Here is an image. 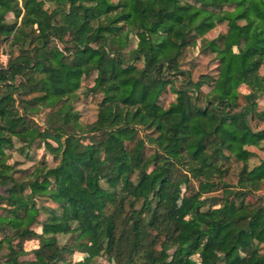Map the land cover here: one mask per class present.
<instances>
[{
  "label": "trees",
  "instance_id": "1",
  "mask_svg": "<svg viewBox=\"0 0 264 264\" xmlns=\"http://www.w3.org/2000/svg\"><path fill=\"white\" fill-rule=\"evenodd\" d=\"M1 54L0 264H264V0H0Z\"/></svg>",
  "mask_w": 264,
  "mask_h": 264
},
{
  "label": "rangeland",
  "instance_id": "2",
  "mask_svg": "<svg viewBox=\"0 0 264 264\" xmlns=\"http://www.w3.org/2000/svg\"><path fill=\"white\" fill-rule=\"evenodd\" d=\"M226 25L225 24H220L218 26H216L214 29L210 30L208 33H206V37L211 39L216 37L219 33H222L225 31ZM4 58L6 55L5 54H1ZM5 55V56H4ZM7 59V56H6ZM7 61V60H6ZM196 67L193 70V77L196 78V76L199 73H203V72H214V68H213V55L212 54H207V55H202L197 59L196 62ZM93 77L94 75H91L87 78H85L82 82V89H87L88 87H90L93 84ZM171 99V96H167L165 97V102H168ZM97 101H98V96L95 95H91L89 94L88 96L84 95V94H80L79 99L77 101H75L74 103V107L76 109V111L79 112L80 114V120L82 123L86 124V123H90L95 119L96 116V111H97ZM262 105H264V98L261 100L260 102ZM34 120L36 121V123L41 124L42 122V115H36L34 116ZM249 149H251L252 151L256 152L258 158H263L264 157V150L263 149H259L257 147H249ZM42 150H38L36 153L37 156H39L41 154ZM257 158H254V162H257ZM11 162H15V167H16V176H24L26 174L29 173V171L32 168V162L28 160V158H26L23 154H19V152H14L12 153V158H11ZM227 181L231 182V183H235L237 181V171H231L230 174L227 177ZM259 194H263V192H259ZM38 204L39 205H46V206H55V204H53L52 202H50V200L46 199V198H38ZM45 215L43 214V212H41L40 214V218L44 217ZM36 226V225H34ZM37 230H39L36 227ZM67 236H60L61 239L66 238ZM34 245L33 242L29 243V246L32 247ZM73 259L78 260L79 256L77 254L74 255ZM103 259H101V263L102 264H108L106 261H102Z\"/></svg>",
  "mask_w": 264,
  "mask_h": 264
},
{
  "label": "built area",
  "instance_id": "3",
  "mask_svg": "<svg viewBox=\"0 0 264 264\" xmlns=\"http://www.w3.org/2000/svg\"><path fill=\"white\" fill-rule=\"evenodd\" d=\"M5 56V55H4ZM3 56L2 55H0V67L1 66H3V65H5V63H6V56L4 57V58H2Z\"/></svg>",
  "mask_w": 264,
  "mask_h": 264
}]
</instances>
